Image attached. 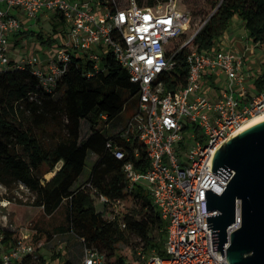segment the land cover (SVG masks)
<instances>
[{"label":"built area","instance_id":"built-area-1","mask_svg":"<svg viewBox=\"0 0 264 264\" xmlns=\"http://www.w3.org/2000/svg\"><path fill=\"white\" fill-rule=\"evenodd\" d=\"M50 12L66 19L64 42L57 55L46 60L32 56L12 66V37L22 30L25 20ZM189 21V13L175 5L140 7L137 0H0V70L30 66L43 87L52 91L74 57L92 63L99 72L103 71L104 57L112 54L130 81L139 85L138 108L127 133L139 135L151 164L141 173L133 163H126L123 172L127 191L145 186L165 222V255L139 249L126 264H229L225 254L229 243L224 246V257L213 248V229L208 230L212 226L207 217L218 212H207L206 191L221 196L234 172L230 171L225 181L211 172L212 159L248 121L264 115V89L252 92L253 76L246 69L245 53L223 48L221 39L212 49L199 51L193 43L198 31L171 49ZM185 48L189 49L187 82L167 92L162 78L174 70V56ZM207 79L213 84L206 83ZM221 79L225 82L222 87L218 85ZM108 147L117 160L125 159L122 149L112 144ZM135 155L138 157V151ZM0 191L6 192L1 183ZM96 198L110 204L105 196ZM122 203L114 202L111 207L114 210ZM115 214L108 216L114 219ZM241 226V204L237 201L235 224L228 228V236ZM34 253L33 246L19 241L1 259L12 264ZM82 264L108 261L104 253L85 246Z\"/></svg>","mask_w":264,"mask_h":264},{"label":"trees","instance_id":"trees-1","mask_svg":"<svg viewBox=\"0 0 264 264\" xmlns=\"http://www.w3.org/2000/svg\"><path fill=\"white\" fill-rule=\"evenodd\" d=\"M137 1L140 7L156 6V0ZM208 5L212 12L193 42L199 51L215 47L236 16L242 20L249 40L256 47L264 46V0H208ZM54 16L53 35L65 34L66 19L59 13ZM15 35L25 39L30 31L20 30ZM53 35L45 37L40 32L36 36L42 44L52 46ZM188 53L187 48L179 51L174 56V70L162 78L167 92L186 84ZM103 66V71L97 72L92 63L74 57L52 91L43 87L30 66L0 70V182L6 187L24 185L34 195L32 206L41 208L49 218L60 215V222L51 230L40 221L34 222L31 242H26L33 248L44 239L48 244L55 237L73 234L83 241V247L104 253L108 264H126L139 249L164 256L166 224L145 186L127 191L123 172L126 163H133L138 172L146 173L151 164L148 150L138 134L130 133L128 141L127 126L114 122L125 110L127 96L135 100L137 112L140 88L112 54L104 57ZM206 83L213 81L207 79ZM252 83L253 93L264 89V70ZM83 120L88 121L91 135L82 142ZM102 122L106 123L103 130ZM109 144L125 152L123 161L116 159ZM90 153L95 160L91 176L77 185ZM50 173L54 176L46 179ZM98 195L107 197L110 204L99 203ZM128 198L136 203V212L115 214L111 204ZM111 212L115 217L108 220ZM1 234L6 250L23 241L9 230ZM132 238L137 240L135 244ZM40 250L34 249L33 255L12 264H46ZM53 258L62 257L59 253ZM0 264H4L1 256ZM63 264L73 263L67 260Z\"/></svg>","mask_w":264,"mask_h":264},{"label":"rangeland","instance_id":"rangeland-1","mask_svg":"<svg viewBox=\"0 0 264 264\" xmlns=\"http://www.w3.org/2000/svg\"><path fill=\"white\" fill-rule=\"evenodd\" d=\"M144 1L145 3L147 2V0ZM169 4L175 5L181 11L189 13L190 16L187 30L178 42H174L170 45V48L172 49L178 44H182L190 40L205 24L208 15L212 12V9L208 5V0H156V6ZM55 21V16L51 12L41 14L38 18L28 19L25 26L26 28L23 30L30 31L29 37L23 39L21 44L16 47L14 46V40L12 43V40L10 41V58L12 61L19 63L22 59L26 60L28 58H32V56H38L42 60L56 56L64 41L61 33L56 34V36L53 35V23ZM31 32H34L36 35L42 32L45 37L53 35L54 43L52 46H46L38 40L36 35L34 36V34H31ZM246 33L247 31L243 26L242 20L236 16L233 19L232 26L227 31V36L230 37L231 34L232 36L230 38L236 37L242 39L244 41V45L249 49L247 52L243 51L249 56L250 66L252 65V70L250 72L253 76L252 80H254L259 74L257 70L260 71L261 67L264 68V46L256 47L251 41L246 40ZM18 59H20V61H18ZM214 92H217L216 89ZM127 98L125 110L116 117L114 122H120L128 128L129 121L133 119L136 111V102L135 100L132 101L129 96H127ZM87 122L88 121L86 120L82 121V142L86 141L89 134L91 135ZM105 128L106 123H100V129L103 130ZM94 165V155L90 153L83 176L77 185H81L82 182L89 180ZM46 179H48L47 175ZM1 185L5 187L6 192L4 193L0 191V237L3 230H9L15 232L16 236L22 239L23 242L25 241L26 244V242H31V237L33 235L31 227L35 221H40V223L48 230H51L60 222V215L55 218H49L43 214L41 208L32 206V203L34 202V195L24 185L13 184L12 187H6L2 183ZM97 203L98 202L96 201V204ZM98 209H100L99 206ZM135 209L136 203L131 198H128L123 201L119 207L114 208V211L120 214H131L134 211L136 212ZM112 218L113 215L107 217L108 220ZM1 242L2 241L0 240V256L6 251V248H2L3 246ZM132 242L135 244L137 240L132 238ZM39 248H41L40 254L45 256L47 262L50 264H63L67 260L71 261L73 264H82L84 247L82 241L73 234H65L55 237L54 240L48 244H46L44 239L39 245H34V249L37 250ZM9 249L10 248L7 250ZM59 253L62 258L55 260L53 257ZM124 253H126L124 255L127 256V253H129L128 249H125Z\"/></svg>","mask_w":264,"mask_h":264},{"label":"water","instance_id":"water-1","mask_svg":"<svg viewBox=\"0 0 264 264\" xmlns=\"http://www.w3.org/2000/svg\"><path fill=\"white\" fill-rule=\"evenodd\" d=\"M230 171L234 176L221 196L206 191L207 212H218L207 217L214 251L224 257V246L229 243L225 251L229 264H264V120L239 131L218 148L211 172L227 181ZM237 201L242 226L229 237Z\"/></svg>","mask_w":264,"mask_h":264},{"label":"crops","instance_id":"crops-1","mask_svg":"<svg viewBox=\"0 0 264 264\" xmlns=\"http://www.w3.org/2000/svg\"><path fill=\"white\" fill-rule=\"evenodd\" d=\"M14 14H16L17 12H13ZM22 20L24 21L25 19L24 18H22ZM26 20L23 22V23H25L26 24ZM26 26V25H25ZM24 28H26V27H24L23 26V28H22V30L24 29ZM232 35L230 34V37H231ZM230 37H228L227 36V32L225 33V35L221 38V44H222V46H223V48H225V49H228V50H235L237 53H240V54H243V53H245L244 51H245V49H244V47L243 46H245L244 45V41L242 40V39H240V38H236V37H233V38H230ZM245 39L246 40H249V38H248V33H246V37H245ZM12 41H11V43L13 42V40H14V45H15V43H17V42H19V44H21V42L23 41V36L21 35V36H19V37H16V35H14L13 37H12V39H11ZM250 41V40H249ZM244 50V51H243ZM247 52V51H246ZM245 56H246V62H247V64H246V69L249 71H251L252 70V65L250 66V59H249V56L248 55H246L245 54ZM46 60V59H45ZM18 61H20V59H18ZM15 63H18V62H15ZM257 70V69H256ZM261 70L263 71L264 70V68H262L261 67ZM257 72H259V70H257ZM219 85H220V87H222L223 85H225V82H224V79H221L220 81H219ZM208 85H206V87H207ZM251 88H252V86H251ZM126 134V139L129 141L130 140V136H128V133H125ZM3 248V247H2ZM4 249V248H3ZM7 251V250H6Z\"/></svg>","mask_w":264,"mask_h":264},{"label":"bare ground","instance_id":"bare-ground-1","mask_svg":"<svg viewBox=\"0 0 264 264\" xmlns=\"http://www.w3.org/2000/svg\"><path fill=\"white\" fill-rule=\"evenodd\" d=\"M218 85H219V82H218ZM262 120H264V115L258 116V117H255V118L251 119L250 121H248L245 124V126L241 129V131L246 129V128H248V127H250V126H252L255 123H258V122L262 121ZM53 176H54V173H50L49 175H47V178L50 180V179H52Z\"/></svg>","mask_w":264,"mask_h":264}]
</instances>
